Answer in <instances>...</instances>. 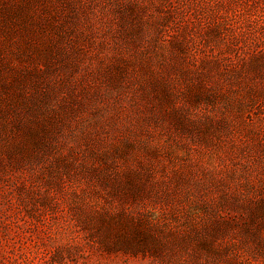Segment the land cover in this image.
<instances>
[{"label": "rangeland", "instance_id": "374dc122", "mask_svg": "<svg viewBox=\"0 0 264 264\" xmlns=\"http://www.w3.org/2000/svg\"><path fill=\"white\" fill-rule=\"evenodd\" d=\"M0 264H264V0H0Z\"/></svg>", "mask_w": 264, "mask_h": 264}]
</instances>
